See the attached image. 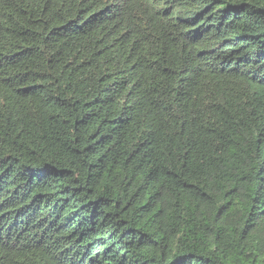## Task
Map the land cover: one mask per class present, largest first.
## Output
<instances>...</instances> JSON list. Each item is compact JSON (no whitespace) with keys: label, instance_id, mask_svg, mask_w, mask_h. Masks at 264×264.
Here are the masks:
<instances>
[{"label":"trees","instance_id":"obj_1","mask_svg":"<svg viewBox=\"0 0 264 264\" xmlns=\"http://www.w3.org/2000/svg\"><path fill=\"white\" fill-rule=\"evenodd\" d=\"M0 264H264V0H0Z\"/></svg>","mask_w":264,"mask_h":264}]
</instances>
